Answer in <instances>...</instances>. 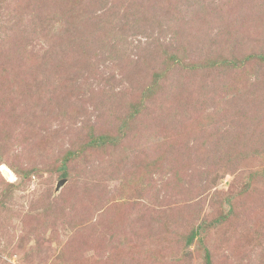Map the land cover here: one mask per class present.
I'll list each match as a JSON object with an SVG mask.
<instances>
[{
	"label": "rangeland",
	"instance_id": "374dc122",
	"mask_svg": "<svg viewBox=\"0 0 264 264\" xmlns=\"http://www.w3.org/2000/svg\"><path fill=\"white\" fill-rule=\"evenodd\" d=\"M0 264H264V0H0Z\"/></svg>",
	"mask_w": 264,
	"mask_h": 264
},
{
	"label": "water",
	"instance_id": "95a60500",
	"mask_svg": "<svg viewBox=\"0 0 264 264\" xmlns=\"http://www.w3.org/2000/svg\"><path fill=\"white\" fill-rule=\"evenodd\" d=\"M64 183V180L62 182H60L59 184L62 185ZM59 187V186H58Z\"/></svg>",
	"mask_w": 264,
	"mask_h": 264
},
{
	"label": "bare ground",
	"instance_id": "6f19581e",
	"mask_svg": "<svg viewBox=\"0 0 264 264\" xmlns=\"http://www.w3.org/2000/svg\"><path fill=\"white\" fill-rule=\"evenodd\" d=\"M4 173V172H3ZM9 179H10V177H9Z\"/></svg>",
	"mask_w": 264,
	"mask_h": 264
}]
</instances>
